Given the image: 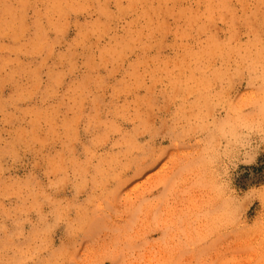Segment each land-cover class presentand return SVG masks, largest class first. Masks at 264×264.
Segmentation results:
<instances>
[{
  "label": "rangeland",
  "instance_id": "rangeland-1",
  "mask_svg": "<svg viewBox=\"0 0 264 264\" xmlns=\"http://www.w3.org/2000/svg\"><path fill=\"white\" fill-rule=\"evenodd\" d=\"M0 264H264V0H0Z\"/></svg>",
  "mask_w": 264,
  "mask_h": 264
}]
</instances>
